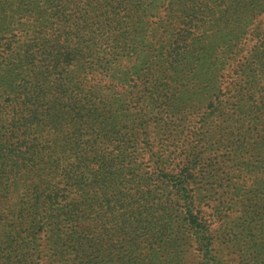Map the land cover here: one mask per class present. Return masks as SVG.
I'll use <instances>...</instances> for the list:
<instances>
[{
  "label": "rangeland",
  "instance_id": "1",
  "mask_svg": "<svg viewBox=\"0 0 264 264\" xmlns=\"http://www.w3.org/2000/svg\"><path fill=\"white\" fill-rule=\"evenodd\" d=\"M195 2L201 13L211 7L212 16L185 25L177 18L168 28L170 0H0V147L24 143L12 125L33 103L40 116L44 107L70 111L43 124L40 142L48 146L26 154L42 161L23 168L21 191L0 169V230L31 226L29 204L38 196L27 206L22 200L39 175H49L61 195L49 204L51 215L78 201L83 215L94 208L84 228H94L90 218L115 201L117 185L133 192L140 208L163 203L165 212L155 206L148 218L168 241L153 264H264V0ZM173 38L184 41L175 57L168 53ZM34 66L62 71L64 94L31 99L21 109L22 95L35 96L22 71ZM91 128L89 142L76 149L82 162L61 157L76 134L84 139ZM54 141L60 156L51 171L46 162ZM185 165L193 166L195 223L186 219L189 204L170 177ZM89 167H100L104 186L90 182ZM12 201L24 222H13ZM52 227L24 232L30 243L0 264H70L52 254L59 249Z\"/></svg>",
  "mask_w": 264,
  "mask_h": 264
},
{
  "label": "trees",
  "instance_id": "2",
  "mask_svg": "<svg viewBox=\"0 0 264 264\" xmlns=\"http://www.w3.org/2000/svg\"><path fill=\"white\" fill-rule=\"evenodd\" d=\"M7 2V0H5ZM208 14L207 12L201 13V11L196 6L195 0H170V4L167 9L168 16V28L173 25L175 19L179 18L180 24L193 23L194 21H200L202 18L212 16V8H209ZM200 11V12H199ZM42 16L48 15L46 17H42L44 22V28L47 30L52 15L49 14V9L43 11ZM64 31V28H63ZM66 36V34H64ZM70 37H63L65 42L70 41ZM73 39V38H72ZM184 41L181 39H172L170 41V45L168 48V53L172 54L175 57L179 50L182 49V43ZM57 46V44H51V50H53ZM48 54V53H47ZM55 57L56 54L54 53ZM26 72L25 74L30 79L31 85H34L33 94L32 95H22V101L19 103V107L21 104H25V102L35 98L45 100L47 97L49 99H56V94H64L63 88L65 84V80L63 77L62 71L59 72H50V70L46 69V71L40 69L39 67H29L27 69H23L22 72ZM58 71V70H56ZM129 81V79H128ZM131 86V85H130ZM45 97V98H44ZM30 102V101H29ZM40 103V102H39ZM34 107L30 108V111L26 116L21 118L22 116H18L13 123V128L18 129V132L23 135V142L18 146L10 147V148H2L0 147V169H5V173L7 177H10V182L8 183L13 186L18 191L19 186L25 185L22 182V178L24 175V167H27L30 163H39L42 160L35 159L33 157H28V153H30L35 147L38 146H48V144H44L40 142L41 134L40 132L43 130V124L49 123L50 120H53V117L58 118L59 116H65V112L68 114L70 111L67 109L56 108L55 111L50 112L45 108V112L41 113L42 116L38 115L39 111L37 109L39 104H32ZM63 105V103H62ZM51 106L47 105V108ZM73 119L77 118V115H73ZM15 124H18L16 126ZM94 129H90V133L84 139H80V135L76 134L75 139L73 140L75 145L68 146L62 151L61 157L65 159H69L71 157H76L79 162L81 161V156H76V149L80 147L81 144L89 142L88 137L91 135ZM112 132V131H110ZM1 134V133H0ZM10 141V138H8ZM57 144L56 141L53 142L52 150L49 156V161L46 162L47 166L51 171L54 170V167L58 169V161L56 156H60V152L56 149ZM40 150L45 151L44 149L39 148ZM6 151V152H5ZM78 155V154H77ZM51 161L56 162V166L53 167V163ZM73 165V162H70ZM105 166V165H103ZM193 167V166H192ZM192 167H188L187 165L183 166L179 171L172 173L170 177L174 180L175 185H173L176 190L180 191L182 198L185 201V205L189 204L187 207L186 219L193 223L197 222V216L192 212L194 210V196L189 191V185L194 179ZM29 168V167H28ZM60 171L69 172L68 166H61ZM100 167L92 169L89 167L88 172L90 176V182L94 183L95 186H104L103 180L101 179V175L99 174ZM26 174V173H25ZM49 175L38 176V183L35 184L34 189L27 191L30 193L28 195V199H23V203H29L31 196H38L33 199V202L29 204L31 208H35V210L30 213V222L31 226L26 227L23 226V230L19 227H5L0 230V260L5 261L13 256H17L24 247V245H28L30 242L28 241V237L23 238L25 233H33V228L41 229L44 227L45 229L53 226L50 231H52V235L50 236V240L53 241L54 246L58 244L59 249H56L52 254H60V256L65 257L68 263L70 264H153V259H158L164 254L160 253V249H164V246L168 244L166 237H164L163 233H159V228L156 227L153 229L151 225H149L148 218L153 217L154 211L157 208H161V212H165V207L163 203L160 205H155L153 202L150 204H146L144 208H140V205H135L134 202H137V198H134V193L125 190L124 185L116 186L115 191V201L106 202V207L104 211H97L96 216L90 218L91 223L94 224L93 227H80L81 223L84 222L91 214H94V208L91 207L89 215H83L80 213L79 203L78 201L69 200L66 204H61L58 208V211L53 214L50 213L49 204L53 202L55 198H60V191L57 186V180L55 181V185L57 189H53L50 186V182H48ZM9 179V178H8ZM21 179V181H19ZM70 188V185L68 186ZM6 190H9V186H4ZM27 186H25L26 192ZM76 189L72 188L70 191ZM80 192L83 189L77 188ZM125 192V193H122ZM66 196V193H63ZM124 200L126 204H124ZM17 201L13 202L9 207L11 209V213H14L13 216L16 222H24L22 219V215H18L16 211L13 210V207L17 206ZM91 206V202L88 203ZM101 206V205H100ZM156 206V207H155ZM44 212L41 214L40 210ZM151 209V210H150ZM40 212V213H39ZM39 213L40 216H36ZM145 213V214H144ZM87 216V217H86ZM33 217L34 220H33ZM163 214L158 215L157 219L162 220ZM24 218V216H23ZM46 221H43V220ZM63 222L69 224L68 227H63ZM198 224V223H196ZM199 230H196V235H202L201 240L198 238L199 242L203 240V232L201 230V226L198 225ZM79 229L80 232L78 231ZM153 229V230H152ZM210 241L207 239L204 247H208ZM204 244V243H203ZM22 245V246H21ZM41 248L39 247L38 252H41ZM67 252V253H66ZM22 254V253H21ZM29 255H33L32 251L28 253ZM25 257L27 255L23 254ZM211 256V255H210ZM213 258V256H211ZM209 259L205 257V260ZM213 262V261H212ZM212 262H209L213 264ZM215 264V263H214Z\"/></svg>",
  "mask_w": 264,
  "mask_h": 264
}]
</instances>
